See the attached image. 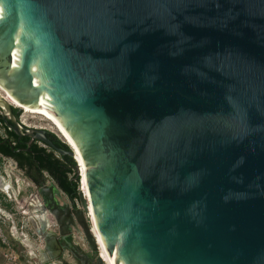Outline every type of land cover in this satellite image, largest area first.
<instances>
[{
	"label": "water",
	"instance_id": "95a60500",
	"mask_svg": "<svg viewBox=\"0 0 264 264\" xmlns=\"http://www.w3.org/2000/svg\"><path fill=\"white\" fill-rule=\"evenodd\" d=\"M0 89L25 150L77 162L4 90L77 146L110 264H264V0H0ZM37 193L41 261L76 230L105 264L83 192Z\"/></svg>",
	"mask_w": 264,
	"mask_h": 264
},
{
	"label": "trees",
	"instance_id": "16d2710c",
	"mask_svg": "<svg viewBox=\"0 0 264 264\" xmlns=\"http://www.w3.org/2000/svg\"><path fill=\"white\" fill-rule=\"evenodd\" d=\"M15 115L18 116V113ZM0 127H2L0 131L1 157L12 159L24 176L37 187L51 179L71 201L78 198V169L74 157L61 154L39 141L34 142L29 150H25L29 138L20 137L6 127L1 114ZM46 135L55 147L64 151L71 150L69 145L53 132L46 131Z\"/></svg>",
	"mask_w": 264,
	"mask_h": 264
},
{
	"label": "crops",
	"instance_id": "0c3cea01",
	"mask_svg": "<svg viewBox=\"0 0 264 264\" xmlns=\"http://www.w3.org/2000/svg\"><path fill=\"white\" fill-rule=\"evenodd\" d=\"M11 160L0 156V199L11 197L16 204L27 209L28 218L34 230L40 229L38 218L40 217V209L37 203L33 201L32 196L34 187L30 185L28 180H24L23 174L17 169L15 164L11 166ZM26 179V178H25ZM38 200V198H36ZM67 201L70 202L69 199ZM3 202V203H2ZM0 201V206L4 207V201ZM8 237L11 243L15 245L23 259H31L35 264H57L55 261H41L39 253L34 252V246L27 237L19 235L14 231H8ZM2 245L0 244V264H3ZM59 262V261H58Z\"/></svg>",
	"mask_w": 264,
	"mask_h": 264
},
{
	"label": "built area",
	"instance_id": "2783aa9c",
	"mask_svg": "<svg viewBox=\"0 0 264 264\" xmlns=\"http://www.w3.org/2000/svg\"><path fill=\"white\" fill-rule=\"evenodd\" d=\"M21 121V120H20ZM23 123V121H21ZM26 125L25 123H23ZM27 126V125H26ZM45 129V128H42ZM78 189L81 190V178L80 172L78 171ZM33 186V185H31ZM34 187V186H33ZM32 196H35L40 201L37 189L34 187ZM4 201V207L0 206V244L2 245V258L3 264H35L31 259H23L17 248L8 237V231H14L19 235L27 237L34 246V252L37 254L44 247V241L39 237L33 227L31 226L28 218L27 209L21 205L16 204L15 200L11 197L7 199H0ZM3 203V202H2ZM70 204L73 207H81L79 199L71 201ZM87 217L90 218L89 213ZM48 221V227L57 231V224L54 217L51 214L46 215ZM78 239L85 243L83 235L78 233ZM86 245V243H85Z\"/></svg>",
	"mask_w": 264,
	"mask_h": 264
},
{
	"label": "bare ground",
	"instance_id": "6f19581e",
	"mask_svg": "<svg viewBox=\"0 0 264 264\" xmlns=\"http://www.w3.org/2000/svg\"><path fill=\"white\" fill-rule=\"evenodd\" d=\"M5 98L12 104V105H17L19 106V108L24 109L25 112H29L32 114H43L44 116H46L51 123L54 125V128L59 132V134L67 141L68 145H70L71 147H73V149H75V157L78 161L79 164V169L81 172V176H82V192L84 194V197L87 198V205H88V210H89V214L91 215V222H92V229L91 231L93 232L96 240H97V244L99 246V251L101 254V257L103 258V261L105 264H110L108 258L105 255V252L103 250V246H102V242L98 233V229L96 227V223H95V218H94V211H93V205L91 202V198H90V193L88 190V180H87V176H86V172H85V168H84V164L81 158V155L79 153V150L77 148V146L74 144V142L71 140V138L67 135V133L63 130V128L59 125V123L52 118L50 115H48L46 112H44L42 109H40L39 107H36L32 104H22L19 101H17L10 93H8L6 90H4ZM14 105V106H15ZM24 122L23 119H21Z\"/></svg>",
	"mask_w": 264,
	"mask_h": 264
},
{
	"label": "flooded vegetation",
	"instance_id": "af4514ba",
	"mask_svg": "<svg viewBox=\"0 0 264 264\" xmlns=\"http://www.w3.org/2000/svg\"><path fill=\"white\" fill-rule=\"evenodd\" d=\"M14 113H18V115H19V110L14 108ZM1 128L2 127H0V131H2ZM45 130L48 131L47 129H45ZM9 160H11L16 166V163L12 159H9ZM16 169L21 174H23V177L26 178V180H28L30 185H33L38 190L39 187L34 185L27 177H25L24 173L22 171H20L17 168V166H16ZM80 178H81V186H80V188H81V191H82V176H81V172H80ZM50 181H53V180L48 179L46 183H48ZM66 199H69V198L66 196ZM86 200H87V198H86ZM70 202H71V200H70ZM90 217H91V215H90ZM61 245L63 247L62 255L58 259H56L55 261H59L61 264H70V260L69 259H72L73 264H96V260H95L94 256L87 254L89 252V249L88 248L87 249H82L80 247V241L78 239V231L73 230L71 234H69L66 237L62 238L61 239ZM76 254H85L86 255V261H84L83 259H80L79 257H77Z\"/></svg>",
	"mask_w": 264,
	"mask_h": 264
},
{
	"label": "rangeland",
	"instance_id": "374dc122",
	"mask_svg": "<svg viewBox=\"0 0 264 264\" xmlns=\"http://www.w3.org/2000/svg\"><path fill=\"white\" fill-rule=\"evenodd\" d=\"M2 89H0V92L2 93L3 91H1ZM15 105V104H14ZM15 107H19L17 105H15ZM19 120L23 119L25 124L27 126L30 127H35V128H45L48 131L53 132L54 134H56L60 139H62L63 141H65L67 143V141L59 134V132L54 128V125L51 123V121L44 116L43 114H32L29 112H25L24 109H19V115H18ZM22 121V120H21ZM9 163H11L10 165L13 166L12 161H10ZM24 180L26 181V179L24 178ZM80 247L82 249H87L86 245L84 242L80 241ZM1 257V256H0ZM70 260V264H73L72 259ZM51 263V262H50ZM49 263V264H50ZM54 263L57 264H61L58 261H55Z\"/></svg>",
	"mask_w": 264,
	"mask_h": 264
},
{
	"label": "clouds",
	"instance_id": "9594fccd",
	"mask_svg": "<svg viewBox=\"0 0 264 264\" xmlns=\"http://www.w3.org/2000/svg\"><path fill=\"white\" fill-rule=\"evenodd\" d=\"M77 163H78V161H77Z\"/></svg>",
	"mask_w": 264,
	"mask_h": 264
}]
</instances>
